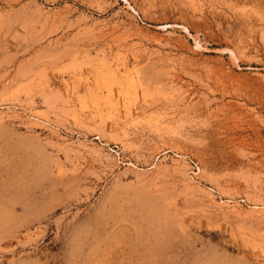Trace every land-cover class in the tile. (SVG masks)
<instances>
[{"label": "rangeland", "instance_id": "1", "mask_svg": "<svg viewBox=\"0 0 264 264\" xmlns=\"http://www.w3.org/2000/svg\"><path fill=\"white\" fill-rule=\"evenodd\" d=\"M0 264H264V0H0Z\"/></svg>", "mask_w": 264, "mask_h": 264}, {"label": "bare ground", "instance_id": "2", "mask_svg": "<svg viewBox=\"0 0 264 264\" xmlns=\"http://www.w3.org/2000/svg\"><path fill=\"white\" fill-rule=\"evenodd\" d=\"M234 118V117H233Z\"/></svg>", "mask_w": 264, "mask_h": 264}]
</instances>
